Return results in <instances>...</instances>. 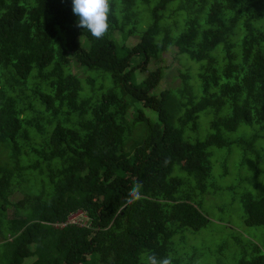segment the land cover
<instances>
[{
    "label": "trees",
    "instance_id": "16d2710c",
    "mask_svg": "<svg viewBox=\"0 0 264 264\" xmlns=\"http://www.w3.org/2000/svg\"><path fill=\"white\" fill-rule=\"evenodd\" d=\"M110 2L109 31L95 39L76 26L72 0H0V264H144L149 254L206 264L203 247L177 245L209 223L210 148L237 143L264 161V0ZM73 60L94 71L85 83ZM126 96L156 118L141 107L131 116ZM240 203L247 226H264V194L244 191ZM77 211L86 223H66ZM235 243V264H264V237Z\"/></svg>",
    "mask_w": 264,
    "mask_h": 264
},
{
    "label": "rangeland",
    "instance_id": "374dc122",
    "mask_svg": "<svg viewBox=\"0 0 264 264\" xmlns=\"http://www.w3.org/2000/svg\"><path fill=\"white\" fill-rule=\"evenodd\" d=\"M147 15V13H143ZM137 37H132L128 40L125 36H120V42L127 41L134 42ZM167 58V64L172 61V57L169 53L164 55ZM181 57V56H180ZM183 60V59H182ZM185 61V60H183ZM133 63H135L133 61ZM179 65L176 63V66ZM191 66L189 73L194 76L196 73L197 64L195 61L189 62ZM150 64L143 65L140 70H136L135 76L144 78L147 75V67ZM71 70L77 74L79 78L85 83L86 76L94 74V71H89L83 68L76 61H72ZM111 73H116L115 70H111ZM178 72H169L170 77L176 75L172 84L178 85L180 78ZM168 78L171 81V78ZM126 101L132 104V109L129 111L131 116L138 114V108L144 111V113L151 119L156 118V113L148 108H143L141 103L135 101L131 96H126ZM207 116L204 113L200 114L199 123L200 128L198 135L203 137L207 133ZM249 127H244L246 133ZM240 133V132H239ZM239 133H231V136L237 137ZM255 145L262 150L260 154L264 155V140L258 141ZM210 160L212 162L211 177L207 180L209 186L208 193L200 196L202 200V211L209 219L207 226L201 228L196 232H186V244L183 240H180L177 248L183 250L184 246L190 250L195 251L202 247V258L206 264H235L237 259L242 255L241 249L236 245V238L242 241V244L247 245L249 241L256 244H261L264 237V226H247L244 223V214L240 203V195L244 191H250L255 196H261L264 194V161L261 165L257 164L253 155L244 156L240 146L237 143H233L230 147L216 148L211 147ZM95 155H100V150H93ZM80 172V171H79ZM178 173V170L175 171ZM183 175L182 173H179ZM21 197L19 192H16L12 197V200H16ZM11 211H9V215ZM68 218L81 223H86L85 215L80 211L71 214ZM18 234L14 235L11 240L16 241ZM178 237V235H177ZM178 238H174V246L176 248V242ZM194 246V248H189ZM222 246V249L219 248ZM1 250V249H0ZM41 251V248H37L36 255ZM34 257L30 258L28 263L31 262Z\"/></svg>",
    "mask_w": 264,
    "mask_h": 264
},
{
    "label": "clouds",
    "instance_id": "9594fccd",
    "mask_svg": "<svg viewBox=\"0 0 264 264\" xmlns=\"http://www.w3.org/2000/svg\"><path fill=\"white\" fill-rule=\"evenodd\" d=\"M72 12L77 17L76 26L91 34L95 39H103L110 28V0H72ZM136 184L129 192L127 203L140 199V188ZM144 264H173L171 256L157 258L154 254L146 255Z\"/></svg>",
    "mask_w": 264,
    "mask_h": 264
},
{
    "label": "built area",
    "instance_id": "2783aa9c",
    "mask_svg": "<svg viewBox=\"0 0 264 264\" xmlns=\"http://www.w3.org/2000/svg\"><path fill=\"white\" fill-rule=\"evenodd\" d=\"M78 221H75V220H71L70 218L67 219V222L66 223H76ZM64 224H61V226H63Z\"/></svg>",
    "mask_w": 264,
    "mask_h": 264
}]
</instances>
